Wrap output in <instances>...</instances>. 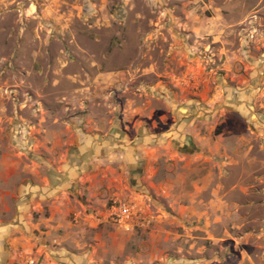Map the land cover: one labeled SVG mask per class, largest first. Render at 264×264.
I'll use <instances>...</instances> for the list:
<instances>
[{
    "label": "rangeland",
    "instance_id": "obj_1",
    "mask_svg": "<svg viewBox=\"0 0 264 264\" xmlns=\"http://www.w3.org/2000/svg\"><path fill=\"white\" fill-rule=\"evenodd\" d=\"M107 144L137 156L133 167L83 170ZM49 180L72 201L78 191L82 219L96 213L82 229L70 213L80 245L60 243L59 228L51 250H93L98 264H264V0H0V227ZM113 199L150 224L110 225ZM6 248L0 264L44 260Z\"/></svg>",
    "mask_w": 264,
    "mask_h": 264
},
{
    "label": "crops",
    "instance_id": "obj_2",
    "mask_svg": "<svg viewBox=\"0 0 264 264\" xmlns=\"http://www.w3.org/2000/svg\"><path fill=\"white\" fill-rule=\"evenodd\" d=\"M107 145L109 146L98 147V154L92 155L91 157H93V160L88 164L83 162L82 169L87 170L89 166L94 164L93 161L97 162L95 165H97L98 169H100L101 165L114 163L117 164L118 167H121V164L128 166V168L133 167L132 165L135 164L137 156L128 153L125 149L118 148L111 151V148L115 145ZM135 149L137 150V148ZM107 150L110 151L107 152ZM104 151H106L105 154ZM149 163L150 162L147 161L145 164L146 167ZM70 173H63L66 174V176L63 175L66 184H69L68 180H70L69 182H73L72 173ZM79 177L81 176H77L76 178ZM49 183L51 186L30 187L24 198L25 200L17 205V216L14 222L5 226L2 225L3 228L0 227V251H2L3 248L5 249L8 244L10 247L7 248L14 255H17L18 258L26 256V253L33 252V250L39 252L40 255L43 254L44 260H42L41 264H98L95 261V263H93V250H76L69 248L68 246H61L58 249L51 250L47 246V244L52 241V235L59 228L65 230V235L60 238V243H69L71 247L73 243H76V246L80 245V242L76 241L78 234L75 235L73 233L75 228H72L71 223L68 222V216L70 213L79 216V221L74 218L75 223L73 227L77 226L76 228L82 229V227H85L86 225H96V221L92 219L96 213L87 216V218L85 217V219L81 218V210L85 207L77 200V190L76 192H72V195H74V200L72 201L68 199L69 188H63L62 186L55 188L52 187L51 180H49ZM111 193L113 194L111 195ZM102 194H110L109 196H122L123 192L114 190L108 192L105 189H101L98 194H95V196H101ZM130 194L135 196L133 192H130ZM91 208H94L92 210H95L94 205H92ZM44 209H47V214H43ZM35 216L37 218H35ZM70 230L72 232H70ZM116 233L118 235L121 234L118 231H116ZM3 244H6V246ZM0 255H2V253H0ZM8 256L10 257V255ZM50 258L54 260L53 263L49 261Z\"/></svg>",
    "mask_w": 264,
    "mask_h": 264
},
{
    "label": "built area",
    "instance_id": "obj_3",
    "mask_svg": "<svg viewBox=\"0 0 264 264\" xmlns=\"http://www.w3.org/2000/svg\"><path fill=\"white\" fill-rule=\"evenodd\" d=\"M104 217L110 225L123 232L145 228L150 224V220L135 204L120 199H113L106 206ZM33 263L34 261L30 260L29 264Z\"/></svg>",
    "mask_w": 264,
    "mask_h": 264
},
{
    "label": "water",
    "instance_id": "obj_4",
    "mask_svg": "<svg viewBox=\"0 0 264 264\" xmlns=\"http://www.w3.org/2000/svg\"><path fill=\"white\" fill-rule=\"evenodd\" d=\"M185 139H186L187 144L191 145V140H190V138H189V137H186ZM180 151H181V152H188V151H190V148H189L188 146H184V147H182V148L180 149Z\"/></svg>",
    "mask_w": 264,
    "mask_h": 264
}]
</instances>
